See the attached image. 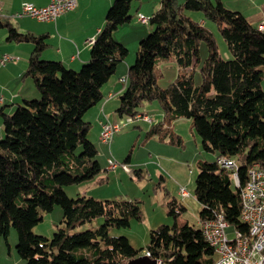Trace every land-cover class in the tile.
Returning a JSON list of instances; mask_svg holds the SVG:
<instances>
[{"label": "trees", "instance_id": "trees-1", "mask_svg": "<svg viewBox=\"0 0 264 264\" xmlns=\"http://www.w3.org/2000/svg\"><path fill=\"white\" fill-rule=\"evenodd\" d=\"M133 2H113L91 46V57L79 71L42 59L46 35L19 32L0 15L8 42L34 45L25 74L41 95L25 100L13 114L0 108L5 132L0 138V239L8 243L10 229L15 228L17 252L26 264H128L146 251L160 264H215L217 255L201 226L178 223L187 208L176 198L167 202L174 223L152 230L142 255L127 237L112 235V229L128 228L132 220L142 218L139 202L70 198L65 191L66 186L102 173L98 149L88 138L92 123L84 116L104 100L103 87L126 61L129 50L114 39V32L132 21ZM207 21L216 25L231 59L220 55ZM148 24L153 30L140 40L116 113L123 119L139 113L145 102L158 101L163 120L148 135L173 145L182 144L174 122L192 119L204 150L216 156L198 163L194 195L201 205L199 220L223 215L235 229L247 233L241 219V186L250 165L264 167V31L222 0H161ZM202 41L208 57L200 68L202 82L196 85ZM160 61L173 62L178 69L166 87L157 81L155 67ZM222 156L238 163L240 186L233 172L217 163ZM133 175L142 178V170L134 169ZM56 205L62 208L63 226L51 239L35 234L41 211L51 212ZM99 218L100 226L77 231Z\"/></svg>", "mask_w": 264, "mask_h": 264}, {"label": "rangeland", "instance_id": "rangeland-1", "mask_svg": "<svg viewBox=\"0 0 264 264\" xmlns=\"http://www.w3.org/2000/svg\"><path fill=\"white\" fill-rule=\"evenodd\" d=\"M238 2L235 5L232 2L231 6L235 8ZM246 6L249 7V5ZM194 14V16H199L196 13ZM132 15H134L133 22L126 24L125 28H120L119 32L115 34L114 39L118 43L120 42L127 46L129 54L126 60L133 59L135 62L140 40L146 38L153 29L150 24H144L136 20L134 8ZM9 18H12V16ZM201 23L203 24V22ZM205 26L214 35L220 55L224 59H231L226 42L218 32L216 25L213 22L207 21ZM199 56L200 63L195 70L196 85H200L202 82L200 68L203 61L208 57V47L205 41L200 42ZM81 68L82 66L76 70L79 71ZM155 72L159 86L166 87L175 80L178 69L173 62L160 61L156 64ZM127 82H122L124 87ZM262 87L264 89V81L262 82ZM1 96L2 93H0V98ZM40 96L37 95V97L32 98L38 99ZM0 108H2L1 104ZM16 109L17 107L13 111H8V108H5L6 113L8 112L9 114H13ZM139 113L148 114L152 118L153 123L134 120V123L123 126L121 131L115 134L111 148L98 139L101 130L99 131L95 122L92 123L88 138L100 151L97 159L102 166L107 163L108 154L112 155L113 159L120 164L131 155L134 161L139 162L134 168L144 171L143 177L139 179L133 174H126L118 167L117 170L102 172L100 176H103L104 181L101 183L96 182L97 179H94L66 186L65 191L70 198L86 195L102 200L126 199L139 202L142 218L132 220L128 228L112 229V235L127 237L130 244L135 249L141 250L143 255V250L147 249L149 245L152 230L163 224L172 225L174 223L173 217L168 214L169 209L167 206V202L171 198H176L178 202L187 208L186 213L179 218L178 223H188L195 228L200 227L199 212L201 205L194 195L196 178L198 176V163L205 160L209 162L214 161L216 156L212 152L204 150L203 141L194 129L192 119L184 118L178 120L176 123L174 122L172 125L173 130L181 136L182 144L173 145L168 143L167 140L161 141L148 135L152 126L163 120V112L158 101L145 102L140 108ZM89 115L84 116L85 121L89 120ZM115 117L117 118L116 114ZM126 117L131 118V116ZM117 119L119 120L120 118L118 117ZM1 133L3 134L1 135ZM0 136H2L1 138L5 137L1 117ZM160 176H163V180ZM181 186L188 190L190 193L189 197L182 198L180 196L179 189ZM62 217L63 211L59 205H56L51 212L41 211L42 220L34 227L33 231L37 235L51 239L54 233L63 226L61 223ZM102 223L103 219L99 218L92 224H86L78 228L77 231L94 229ZM229 237L233 238L234 234H229ZM18 242V233L15 228L11 227L8 243L5 238L0 239L1 264H15V259L9 256L10 249L15 253V258L19 259L16 248Z\"/></svg>", "mask_w": 264, "mask_h": 264}, {"label": "crops", "instance_id": "crops-1", "mask_svg": "<svg viewBox=\"0 0 264 264\" xmlns=\"http://www.w3.org/2000/svg\"><path fill=\"white\" fill-rule=\"evenodd\" d=\"M50 1L51 0H0L1 16L9 18L14 13L20 11L23 5L27 3L33 4L36 7H45ZM114 1L115 0H77V6L73 11L51 22H42L30 17L17 19L9 18V21L19 32H33L38 35H46L47 46L42 52V59L60 61L67 68L76 70L89 61L92 44H88L87 41L96 38L105 23L107 11ZM160 1L161 0H134L132 10L134 8L137 17L136 20L139 21V14L149 18L152 17L160 8ZM258 1L259 0H222V3L232 10L235 9L241 12L249 23L259 27L260 24L264 23V0ZM237 2L238 5L233 8L231 5H235ZM246 5H249V7ZM133 20L134 15H132L131 22H133ZM201 22H203V20H201ZM124 26H126V24L120 28H125ZM120 28L114 32V36L119 32ZM7 36L8 30L6 28H1L0 58L3 54H10L18 57V61L16 63L6 64L0 68V93H2L0 104L5 113L6 107L8 111H13L16 107L22 105L25 100H30L33 99L32 97L40 95L32 78L27 77L25 74L34 45L29 42H8ZM133 62V59H127L119 64L116 73L103 87L105 95L104 100L85 114H90L89 120L87 121L91 123L95 122L99 131L101 130L100 121L105 119L119 121L122 119L120 118L118 120V115L116 113V109L120 103L119 97L125 88L121 79L128 74L129 68ZM2 134L3 133H1V135ZM1 137L2 136H0V138ZM98 139L100 140V136ZM109 148H111V145ZM98 153H100V151H98ZM110 153H112V151H110ZM128 158L129 161L125 162V164L129 165L131 169L134 170V167L137 166L139 162L134 161L131 155H129ZM107 159V163L104 166L99 163L102 172L117 170L118 168L112 169L109 166V159H113L112 155L108 154ZM122 163H124V161ZM120 169L126 174H129L122 167H120ZM143 173L144 171L142 170V177ZM101 178H103V176L96 178V182H103L104 180H101ZM14 254L15 253L10 249L9 256L15 259V264H25L22 258L19 257V259H17Z\"/></svg>", "mask_w": 264, "mask_h": 264}, {"label": "built area", "instance_id": "built-area-1", "mask_svg": "<svg viewBox=\"0 0 264 264\" xmlns=\"http://www.w3.org/2000/svg\"><path fill=\"white\" fill-rule=\"evenodd\" d=\"M77 5V0H51L45 7H36L27 3L22 9L12 16L13 19L30 17L42 22L55 21L58 17L72 11ZM1 13V12H0ZM138 20L146 22V16L139 14ZM259 29L264 31V23L259 25ZM94 39H90L88 44H93ZM18 57L3 54L0 58V68L9 63H16ZM127 81V77L121 79ZM134 117H126L121 121H110L109 119L100 121V141L108 146L111 145L116 133L120 132L122 125L138 122L153 123L148 114L137 113ZM217 163L225 169L233 172L235 184L240 186L238 178V163L229 157H219ZM109 166L112 169L122 167L127 173L133 174L131 167L125 163H118L114 159H109ZM180 196L187 198L190 193L185 187H180ZM242 213L246 214V220L251 223V230L243 233L235 229L223 215H219L215 220L201 221L199 225L202 233L217 255L215 264H264V167L259 163L252 164L247 169V180L241 186ZM234 237L230 238L229 234ZM150 256L148 251L145 252ZM157 261V264H160Z\"/></svg>", "mask_w": 264, "mask_h": 264}, {"label": "water", "instance_id": "water-1", "mask_svg": "<svg viewBox=\"0 0 264 264\" xmlns=\"http://www.w3.org/2000/svg\"><path fill=\"white\" fill-rule=\"evenodd\" d=\"M128 264H157V261L150 259L146 255H143L134 260H131Z\"/></svg>", "mask_w": 264, "mask_h": 264}, {"label": "bare ground", "instance_id": "bare-ground-1", "mask_svg": "<svg viewBox=\"0 0 264 264\" xmlns=\"http://www.w3.org/2000/svg\"><path fill=\"white\" fill-rule=\"evenodd\" d=\"M146 22H149V17H146ZM149 118H151V117L149 116ZM126 125H127V124L122 125V127H123V126H126ZM241 219H242V221H243L244 223L247 224V226H248V231H250V230H251V223L249 222V220H246V214H242V215H241Z\"/></svg>", "mask_w": 264, "mask_h": 264}]
</instances>
